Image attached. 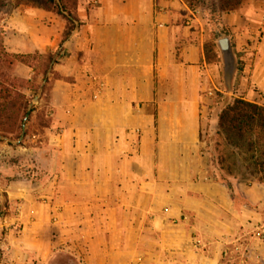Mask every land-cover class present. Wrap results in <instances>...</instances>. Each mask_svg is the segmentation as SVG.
<instances>
[{
    "label": "crops",
    "instance_id": "crops-1",
    "mask_svg": "<svg viewBox=\"0 0 264 264\" xmlns=\"http://www.w3.org/2000/svg\"><path fill=\"white\" fill-rule=\"evenodd\" d=\"M65 2L63 43L67 19L32 4L0 26L7 52L57 59L29 133L0 149V264H219L210 226L238 209L204 135L219 95L264 105V0L215 20L186 0Z\"/></svg>",
    "mask_w": 264,
    "mask_h": 264
},
{
    "label": "trees",
    "instance_id": "trees-1",
    "mask_svg": "<svg viewBox=\"0 0 264 264\" xmlns=\"http://www.w3.org/2000/svg\"><path fill=\"white\" fill-rule=\"evenodd\" d=\"M219 1L220 11H233L240 8L246 0ZM61 2L62 6L57 0H27L26 4L57 12L67 19L68 26L63 34V43L70 38L75 30L76 18L65 0H61ZM224 35L228 36L229 34L225 33ZM216 47L215 42L206 46L210 61H218V55L214 51ZM20 62L35 66L36 77L32 81L22 80L13 73L15 66ZM56 62L55 54L50 53L46 55L11 54L6 51L3 37L0 36V136L10 139L22 137L23 123L30 104L34 96L40 94L39 91L42 89L37 76L42 74L45 79L51 65ZM43 89L45 90V87ZM27 90H31L33 95H29ZM224 99L226 100L218 114L215 132L216 145L220 152L219 163L222 168H225L229 163L228 169L233 174L234 169L239 166L238 156L246 154L247 157L243 159L247 163L246 169L251 170L250 175L254 176L259 183L264 184V105L239 97H226ZM34 110L35 106H33L32 111ZM31 116L27 120V124L31 121ZM40 118L43 116L40 115L38 120ZM25 132L28 134L29 130L26 129ZM231 158L233 159L232 162L229 161ZM1 210L2 205L0 203Z\"/></svg>",
    "mask_w": 264,
    "mask_h": 264
},
{
    "label": "rangeland",
    "instance_id": "rangeland-1",
    "mask_svg": "<svg viewBox=\"0 0 264 264\" xmlns=\"http://www.w3.org/2000/svg\"><path fill=\"white\" fill-rule=\"evenodd\" d=\"M73 1L68 0L70 4ZM186 1L194 6L193 8L205 12L209 18L210 16L214 20L218 18L219 0ZM20 3L26 4L27 0H0V26L4 17ZM39 93L44 95L45 91H39ZM224 98H226L224 94L218 97L221 108L226 100ZM40 120L44 121L46 118L43 117ZM215 132L216 127H210L204 135L206 150L211 161V172L216 180L226 183L238 209L237 213L228 217L229 224L224 229L219 225L210 226L211 230L214 229L210 231V239L215 236L223 244L219 264H264V184L259 183L254 176L250 175L252 171L246 169L247 163L243 161L247 157L246 154L238 156L239 166L234 169L233 174L228 169L229 163L222 168L219 163L220 152L217 149ZM1 137L3 136H0V149L10 150L8 146L15 148L25 136L22 135L20 139ZM229 161L232 162L233 159Z\"/></svg>",
    "mask_w": 264,
    "mask_h": 264
},
{
    "label": "water",
    "instance_id": "water-1",
    "mask_svg": "<svg viewBox=\"0 0 264 264\" xmlns=\"http://www.w3.org/2000/svg\"><path fill=\"white\" fill-rule=\"evenodd\" d=\"M57 1H58V3L62 6V4H61V0H57ZM62 10H63V12H64V9H63V8H62ZM218 44H219V46H220V48H221V50H222L223 52H227V51L229 50L230 40H229V38H221V39L218 41ZM51 70H52V65H51V67H50V69H49V71H48V75L50 74ZM33 106H34V102H32V103L30 104V108H29V110H28V113H27L26 118H25L24 123H23V130H24V131H23V137L26 135V132H25V130H26V123H27L28 118H29L30 115H31V112H32ZM1 138H4V137H1ZM4 139H5V138H4Z\"/></svg>",
    "mask_w": 264,
    "mask_h": 264
}]
</instances>
